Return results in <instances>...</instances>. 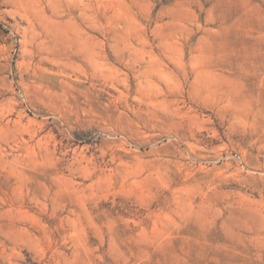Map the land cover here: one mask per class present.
Masks as SVG:
<instances>
[{
  "label": "rangeland",
  "instance_id": "1",
  "mask_svg": "<svg viewBox=\"0 0 264 264\" xmlns=\"http://www.w3.org/2000/svg\"><path fill=\"white\" fill-rule=\"evenodd\" d=\"M0 264H264V0H0Z\"/></svg>",
  "mask_w": 264,
  "mask_h": 264
}]
</instances>
